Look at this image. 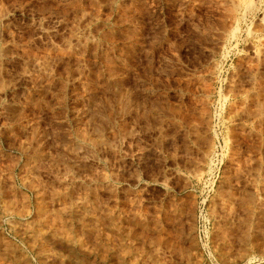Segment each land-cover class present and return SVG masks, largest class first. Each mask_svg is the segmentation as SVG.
Masks as SVG:
<instances>
[{"label": "rangeland", "instance_id": "rangeland-1", "mask_svg": "<svg viewBox=\"0 0 264 264\" xmlns=\"http://www.w3.org/2000/svg\"><path fill=\"white\" fill-rule=\"evenodd\" d=\"M0 264H264V0H0Z\"/></svg>", "mask_w": 264, "mask_h": 264}, {"label": "bare ground", "instance_id": "bare-ground-1", "mask_svg": "<svg viewBox=\"0 0 264 264\" xmlns=\"http://www.w3.org/2000/svg\"><path fill=\"white\" fill-rule=\"evenodd\" d=\"M237 29H238V28H236L235 31H236ZM235 31H233V32H234V33H233L234 35H235ZM236 32H237V31H236ZM233 34H232V36H233Z\"/></svg>", "mask_w": 264, "mask_h": 264}]
</instances>
